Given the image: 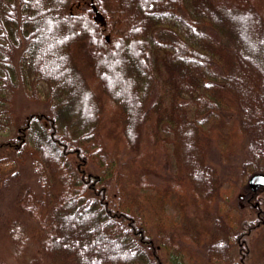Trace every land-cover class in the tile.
Instances as JSON below:
<instances>
[{"label":"trees","instance_id":"1","mask_svg":"<svg viewBox=\"0 0 264 264\" xmlns=\"http://www.w3.org/2000/svg\"><path fill=\"white\" fill-rule=\"evenodd\" d=\"M82 1L85 3L75 4L78 11L71 12L74 4L70 7L67 0H0V55L7 47L5 44L13 40L6 26L28 24L32 33L28 32L24 38L33 34L34 37L32 48L22 59L28 60L29 69L39 76L52 70L48 54L55 53L64 60L69 56L68 43L77 34L87 35L90 42L119 60L116 63L105 58V63L122 70L125 64L136 93L125 98L121 105L112 94L102 91L100 80L93 77L86 83L82 103L88 109L86 118L98 117L97 121L87 120L77 128L74 125L60 128L55 117L36 115L25 120V130L20 133L24 137L25 131L26 135L35 133L42 140L26 141L23 137L18 146L13 145L15 152L27 155L40 185L39 194L28 205L32 223L19 241L20 246L29 250L23 255L24 264H43L44 259L49 264H164L162 252L176 253L178 249L174 243L176 234L167 228H172L174 222L160 214L161 203L151 198L148 190L157 188L165 196H177L181 212L189 203L197 211L209 208L221 196L218 170L207 155L208 137L212 136L215 144L224 139L231 149L245 135L236 117L234 92L246 87L250 68L259 78L264 77L263 62L251 57V51L257 50L260 60H264V50L260 49L264 46V0H194L197 5L188 6L184 1L183 8H173L171 0L166 4L161 3L163 0H126L154 29L149 24L148 29L139 27L136 14H127L131 8L123 10L118 2ZM19 5L20 10L30 15L20 14L17 22ZM92 5L102 15V23L94 19ZM179 9L180 15L175 12ZM226 20L234 25L232 29L222 25ZM165 21L169 30L155 27ZM70 25L82 31L69 34L62 30L66 31L65 39L55 36L62 26L72 30ZM207 25L225 33L229 37L227 45L233 46L210 36L204 28ZM45 29L54 37L42 43ZM153 36H168L171 45L154 42ZM218 46L227 48L230 62L218 54ZM153 49H164L159 56L170 68L171 90L177 97L169 106L164 104V95L152 92L159 76L156 67L150 70L153 56L147 50ZM58 66L61 68L59 63ZM254 86L251 90L264 89V83ZM249 116L255 122V115ZM216 118L226 121L227 129L217 133L213 130L215 134L210 136L207 126ZM72 129L83 135L75 136ZM91 134L100 143L87 141L86 135ZM21 143L26 144L20 146ZM4 145L8 146L7 142L0 143V147ZM169 151L178 156L172 160V166L182 172L172 171L168 166L166 178L156 185L146 169L157 166V159L165 162ZM127 158L134 168L143 169L136 178L124 180L120 165ZM6 173L0 164V186L6 181ZM256 173H264V169L257 168L250 175ZM261 189L264 186L255 190L244 186L243 198L251 205ZM249 207L261 213L257 204ZM220 214L219 218L224 219L220 220L223 221L220 226L230 227L223 213ZM256 226L250 221L236 238ZM15 227L9 230L14 239ZM190 237L193 241L191 234ZM208 251L210 254L211 248ZM228 255L220 261L237 264Z\"/></svg>","mask_w":264,"mask_h":264},{"label":"rangeland","instance_id":"2","mask_svg":"<svg viewBox=\"0 0 264 264\" xmlns=\"http://www.w3.org/2000/svg\"><path fill=\"white\" fill-rule=\"evenodd\" d=\"M67 1L70 3V7L74 4L70 8L71 12L78 11L79 8L76 9L75 6L77 2L85 3L82 0ZM125 1L109 0L112 4L118 2L121 8L123 6V10L131 8L127 10V14H136L135 18L138 25L140 24L139 27L148 29L147 24H149V27L154 29L153 24L147 23L143 18L144 16ZM167 1L163 0L161 3L166 4ZM184 1L188 6L197 5L194 0H171V3L173 8L177 6L183 8L185 6ZM180 11V9L179 11L175 10L179 15ZM16 12L19 13V17L16 19L17 22L20 21L22 14L30 15L26 10H20V5L17 7ZM164 23L155 27L169 30V24L166 21ZM222 25L225 26V29L234 27L230 20H226V23H222ZM70 26L72 30L68 27H60L55 36L57 34L60 38L65 39L66 31L62 32V30H67L69 34L75 30L76 33L82 31L78 26ZM6 27L13 40L5 44L7 47L0 55V70L2 69L0 71V143L7 142L8 144V146L0 147V164L7 171L4 176L6 181L0 186V264H24L23 255L29 250L20 246L19 241L21 235L28 231L32 223L28 209L30 200L33 196H37L40 191L37 175L34 172V167L26 158L27 155H23L19 151L15 152L13 149V145L18 146V141L24 137L20 130H25L23 127L25 120L32 116L36 117V115L55 117L56 124L60 128L68 125H74L77 128L79 125L88 122L87 120L97 121L98 117L86 118L88 109L86 110V106L82 103L83 93L87 91L86 83L93 77L100 80V89L112 94L114 99L120 101L121 105H123L125 98L136 93L132 79H129L125 72V64L124 66L121 65L124 68L122 70V67L119 68L120 66L105 63V58L116 63L119 60L111 52H104L101 47H98L100 45H94L89 41L90 38L88 39L87 35L85 37L82 34H77V37L72 39L73 42L68 43L67 48L69 50L66 52L69 56L63 60L55 53L48 54L47 61L49 68L52 67V70L45 72V74H38L39 76L35 75L34 69L28 67V60L24 61L22 59V56L32 48L34 34L30 38H24L29 32L28 28L30 26L28 24H12ZM204 28L210 36H215V39L219 38L224 45H227L229 37L225 33H219V31L208 25ZM238 28L236 31L240 34ZM246 30L251 29L246 27ZM258 30L262 31V29ZM29 33H32V31ZM43 33L44 41L42 43L50 40V37H54L48 29L43 30ZM251 35L254 37L253 33ZM152 38L154 42H166L164 45H171L168 36H153ZM74 46H77L76 51L73 50ZM231 46L233 45L231 44L229 47ZM218 47V54H221L227 60L226 62H230L231 55L227 52V48ZM9 48H11V51ZM260 49L264 50V46ZM163 50L156 51L153 49V52L151 50L150 52L147 50V52L149 55L152 53L153 56L150 58V70L156 67L155 73L159 75L155 79L152 92H159L164 95V104L169 106V102L175 103V97L177 96L171 90L173 81L170 68L159 56ZM256 51H251V57L253 59L257 57V61L259 58L264 66V60H260L259 52ZM96 57L99 58V61ZM58 63L61 68H59ZM248 64L251 65L250 62ZM249 70L250 73H247L248 77L245 78L246 87L236 88V92H234L237 101L236 117L245 135L237 145L229 149L224 139L218 140L215 144L213 143L214 138L211 136V134H215L212 133L213 130L216 133L218 131L224 132L227 129V122L216 118L207 126V132L211 136L208 137L210 143L207 155L218 170L221 196L217 197L209 208L197 211L194 210V205L189 203L185 205L184 212H181V205L177 196H165L157 188L148 190V195L161 203L160 214L168 220L172 219L174 222L172 228H167L172 229L176 234L174 243L178 249L176 253L168 251V254H166L162 252L164 264H224L220 261V258L227 254H231L237 264H264V189H261L250 203L251 205L257 204L261 213L252 210L249 207L251 205L245 197L243 198V187L249 185V178L252 176L250 173L257 168L264 169V89H262L263 91L259 89L251 90L252 84L253 87H255V83L259 86L262 85L264 77L259 78L256 76L251 71L252 68ZM122 71L123 75H121ZM240 103L242 106H240ZM83 109L85 110L83 111ZM249 113L255 115V122L251 120ZM17 127L19 128L16 130ZM71 131L77 137L83 135L82 133H74L73 129ZM91 135H86L87 141L92 139L100 143L97 136L94 138ZM32 138L37 142L42 140L35 133L26 135L25 131L24 139L27 141V139ZM11 141L12 143H10ZM25 144L23 143L20 146ZM248 150H252L253 153ZM173 159L177 160L178 156L169 151L165 162L162 163L163 160L157 159V166L144 168L152 175L151 180L154 184H162L163 178H166V167L168 166L172 171L182 172V170L172 166ZM130 160L128 158L122 159L123 162L120 165L124 180H129L132 177L136 178L138 171L143 169V167L134 168ZM220 213H223V216L229 221L230 227L220 226L223 223L220 220H224L219 218V215H222ZM260 214H263V216H260ZM252 220L257 223V226L246 235L242 234L236 238L238 233H243L246 230ZM12 226L17 228V232L14 233L16 239L10 236L9 230ZM190 234L194 238L193 241ZM224 239L226 242L223 241ZM209 248H211L212 252L210 254L212 257L208 254ZM241 249L243 251L239 253ZM43 264H49L47 259H44Z\"/></svg>","mask_w":264,"mask_h":264},{"label":"water","instance_id":"3","mask_svg":"<svg viewBox=\"0 0 264 264\" xmlns=\"http://www.w3.org/2000/svg\"><path fill=\"white\" fill-rule=\"evenodd\" d=\"M92 8L94 10V19L97 21H100L101 23L103 22V17L100 14V12L97 11L96 7L92 5ZM264 186V173H256L250 176L249 178V187L252 190H255L259 187Z\"/></svg>","mask_w":264,"mask_h":264}]
</instances>
